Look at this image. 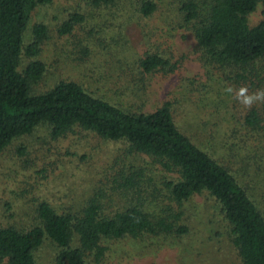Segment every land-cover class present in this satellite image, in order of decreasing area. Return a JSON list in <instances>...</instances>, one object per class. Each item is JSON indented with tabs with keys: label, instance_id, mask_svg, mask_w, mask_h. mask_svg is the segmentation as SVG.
I'll list each match as a JSON object with an SVG mask.
<instances>
[{
	"label": "trees",
	"instance_id": "1",
	"mask_svg": "<svg viewBox=\"0 0 264 264\" xmlns=\"http://www.w3.org/2000/svg\"><path fill=\"white\" fill-rule=\"evenodd\" d=\"M120 1L72 0L70 8L62 9L65 16L57 29L49 24H34V39L25 49V33L32 28L34 11L54 0H0V157L16 138L33 133L41 124L48 125L55 138L72 131H88L105 141H125L132 151L147 155L170 175L163 182L170 200L182 204L195 194L215 197L232 224L241 264H264V104L254 105L242 119H237L240 125L230 122L224 134L228 149L220 154L214 149L215 132L224 126L223 122H211L213 113H203V99L194 96L196 91L208 94L209 83H214L217 91L219 83L225 88H264L260 86L264 82V0L175 3L174 11L182 16L180 25L195 34L209 80L204 84L190 79L199 86L190 83L185 93L166 99L155 110H132L98 94L99 88L88 89L74 78H59L45 89L33 91V86L44 80L51 69L40 55L44 45L53 40L52 30L57 35H71L80 27L94 36L96 26H87L90 15L122 5ZM161 1L144 0L139 10L144 16L153 15ZM120 10L108 12V16L121 21L119 36L132 20L131 9ZM258 11V21L251 23L250 16ZM119 40L117 36L103 35L98 40L100 51L96 56L109 49L111 54ZM24 51L31 59L22 68ZM176 64L161 54L145 51L136 68L145 79L157 69L174 71ZM132 78L129 82L135 85L138 79L134 75ZM185 111L195 112L199 118L209 115L203 119L205 129L200 125L203 134H197L199 125L188 128L179 121ZM133 166L129 163L123 171ZM143 169L130 171L139 173ZM144 176L147 175H140ZM138 186H142L139 181L124 176L119 188L128 193L136 192ZM133 200L134 204L120 211L106 213L97 198H91L81 212H59L49 200L41 199L36 221L29 227L0 221V262L43 264L37 259V251L50 241L57 247L53 264H90L86 251L94 250L97 257L103 255V238L138 237L148 232L179 237L187 231L186 225L178 223L182 211L170 215V208L147 197ZM150 207L157 208L156 212ZM76 235L80 246L73 245Z\"/></svg>",
	"mask_w": 264,
	"mask_h": 264
},
{
	"label": "rangeland",
	"instance_id": "2",
	"mask_svg": "<svg viewBox=\"0 0 264 264\" xmlns=\"http://www.w3.org/2000/svg\"><path fill=\"white\" fill-rule=\"evenodd\" d=\"M143 2L121 0L122 5L91 14L87 26H96L92 28L94 36L80 27L71 35H57L52 30L53 40L44 45L40 55L51 69L44 80L33 86V91H41L59 78H74L88 89L99 88L98 94L111 101L135 111L139 108L151 111L163 105L166 99L185 93L190 83L206 84L209 77L200 60L195 34L180 25L182 16L174 11L179 0H162L159 10L149 16L142 15L139 10ZM71 3L72 0H54L47 6L37 7L31 19L32 28L25 33V49L34 39V24H49L57 29L65 16L62 9L70 8ZM119 6L132 11V20L126 23L121 36V21L108 16V12L121 11ZM259 13L250 16L251 23L258 21ZM103 35L117 36L120 40L111 54L109 49L96 56L100 51L98 40ZM145 51L161 54L171 64L176 62L178 65L174 71L157 69L143 79L136 62ZM90 52L95 54L90 55ZM30 59L24 51L20 66L23 68ZM133 75L138 79L135 85L129 82ZM260 86H264V82ZM206 87L208 94L196 91L194 96L203 99V113H213L211 122L218 119L223 122L224 126L215 132L214 149L220 154L226 153L224 134L227 126L231 121H235L232 125H238L236 120L249 109L234 98V93H226L223 84L219 83L218 91L214 83ZM257 89L254 87L249 91ZM206 116L209 115L199 118L195 112L185 111L180 114L179 121L188 128L199 125L197 134L200 135L205 132L200 130V125L204 128ZM193 136L197 138L198 135ZM129 163L135 166L123 171ZM142 167L144 169L139 173L130 171ZM142 174L147 176L140 177ZM124 176L139 181L140 189L128 193L122 191L119 187ZM169 176L147 155L132 151L125 141H105L88 131H72L55 138L51 128L41 124L33 133L16 138L1 154L0 221L29 227L36 221L35 212L41 199L49 200L59 212H81L91 198H97L103 212L115 213L134 204L133 199L147 197L170 208V215L182 211L178 223L186 225L187 231L179 237L148 232L138 237L103 238V255L97 257L94 250L86 251L90 264H241L232 224L220 202L208 193L195 194L182 204L170 200L163 183ZM23 193L28 195L24 197ZM163 243L167 245H161ZM73 245L80 246L79 236L74 237ZM56 251L57 247L47 241L37 251V259L43 264H53Z\"/></svg>",
	"mask_w": 264,
	"mask_h": 264
},
{
	"label": "clouds",
	"instance_id": "3",
	"mask_svg": "<svg viewBox=\"0 0 264 264\" xmlns=\"http://www.w3.org/2000/svg\"><path fill=\"white\" fill-rule=\"evenodd\" d=\"M224 91L228 94L234 93V98L248 109H251L257 104H264V88L250 92L246 85L241 86L239 89H234L229 86Z\"/></svg>",
	"mask_w": 264,
	"mask_h": 264
}]
</instances>
